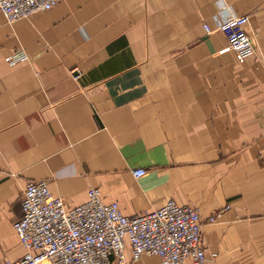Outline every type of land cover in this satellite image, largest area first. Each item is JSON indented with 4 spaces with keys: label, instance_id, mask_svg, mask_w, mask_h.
Here are the masks:
<instances>
[{
    "label": "crops",
    "instance_id": "obj_1",
    "mask_svg": "<svg viewBox=\"0 0 264 264\" xmlns=\"http://www.w3.org/2000/svg\"><path fill=\"white\" fill-rule=\"evenodd\" d=\"M231 15L250 19L244 62L217 28ZM17 51L28 60L9 64ZM30 180L69 206L98 187L130 217L169 199L205 221L229 206L204 225L207 264H264V0L0 10V264L26 252L14 223ZM126 264L162 261L128 248Z\"/></svg>",
    "mask_w": 264,
    "mask_h": 264
},
{
    "label": "built area",
    "instance_id": "obj_2",
    "mask_svg": "<svg viewBox=\"0 0 264 264\" xmlns=\"http://www.w3.org/2000/svg\"><path fill=\"white\" fill-rule=\"evenodd\" d=\"M60 0H0V10L9 22L24 19L55 7ZM248 15H231L218 23L226 36L227 49L239 62L252 53L247 33ZM207 35L214 32L203 24ZM24 51L5 58L11 65L28 60ZM146 173L134 171L136 177ZM226 206L206 219L198 208L169 199L152 211L135 216L123 213L118 201L105 202L102 191L91 187L86 202L69 206L52 193L47 181L30 180L23 193V216L14 223L25 254L9 264H126L127 249L133 260L156 256L162 264H207L205 223H215Z\"/></svg>",
    "mask_w": 264,
    "mask_h": 264
}]
</instances>
